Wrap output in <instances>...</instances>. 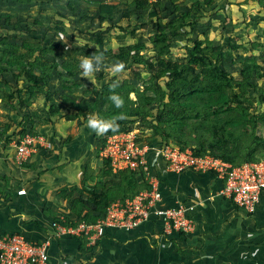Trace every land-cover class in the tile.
Returning a JSON list of instances; mask_svg holds the SVG:
<instances>
[{
    "label": "crops",
    "instance_id": "0c3cea01",
    "mask_svg": "<svg viewBox=\"0 0 264 264\" xmlns=\"http://www.w3.org/2000/svg\"><path fill=\"white\" fill-rule=\"evenodd\" d=\"M203 6L206 17L198 26L213 25L207 28V37L219 43L238 37L252 26V17L261 20L264 14V0H213ZM49 118L40 128L54 137L55 145L39 148L27 160L17 161L15 131L6 134L12 139L9 145L5 136L0 143V235L21 233L34 242L51 239L52 264H264V193L250 215L219 195L223 180L215 172L176 174L165 171L161 161L151 170L158 173L170 205L192 207L194 232H173L160 222H149L131 231L103 228L56 236L54 221L68 224L69 219L73 222L69 225L77 221L73 209L77 195L62 197L59 191L80 186L87 174H98L102 157L98 154L97 161L92 157L98 152L96 141L104 135L97 136L83 120ZM152 171L146 173L147 179ZM21 189L24 194H19Z\"/></svg>",
    "mask_w": 264,
    "mask_h": 264
},
{
    "label": "rangeland",
    "instance_id": "374dc122",
    "mask_svg": "<svg viewBox=\"0 0 264 264\" xmlns=\"http://www.w3.org/2000/svg\"><path fill=\"white\" fill-rule=\"evenodd\" d=\"M135 1L84 0L74 5L75 9H71L72 0H33L27 7L21 6L18 0H0V38L7 37L8 41L16 44H23L26 41L41 44L46 48V52L49 51L47 57L50 60L55 58V61L57 60L61 65L75 64L79 67L80 59L84 55H92L95 52L102 54L104 66L93 75L95 84L87 77H80V69L71 77H67L63 72L56 73L51 80L52 87H49V91L55 94L53 103L61 104V97L71 93L66 87L76 83L81 88L76 87L72 98L83 105V109L89 116H98L97 107L101 105L103 108L101 115L110 116L111 120L117 121L120 117L115 118L111 114L117 108L108 99L113 93L105 92L103 88L109 83L118 82V85L123 87V90L117 93L124 101L123 107L120 108L125 112L122 118L132 121L129 126H131V132L137 136V140L142 138V141L146 143L160 146L175 145L172 141L165 144L162 142L158 137L160 133L156 127V120L148 115L151 107L145 103V100L151 94L147 86L153 84L150 72L143 66L127 61L122 64L123 70L120 73L113 74L112 66L118 64L114 61L113 54L118 53L121 46L144 43L145 48L141 54L147 58L156 57L158 46L154 44V39L158 32L153 27L154 22L159 19L162 24H166L175 17L186 18L193 15L195 26H198L199 23H204V17H206L204 16L206 9L200 10L204 7L203 3H206V0H159V14L153 18L147 12L138 17L133 7ZM148 2L156 3L149 0ZM101 14H111L112 18L100 21ZM261 16L263 17L261 20L252 17L250 21L253 23L252 26L244 28L240 35H236L238 37L230 38L222 43H219L218 39L212 40L214 43L210 41L212 49H209L212 60L218 62L220 68L230 72L236 80L230 92L239 94L250 108L248 133L238 135L240 131H236L234 137L236 140L233 142L234 146L240 150L247 148L248 154L253 144L251 137H264L262 125H253L255 118L259 124L264 122V14ZM213 27L211 24H201L192 32H187L184 28L179 36L172 38V51L168 58L173 61L190 62L188 51L193 49L196 43L201 44L203 48L209 46L211 43L204 44L203 40H208L207 28ZM90 32L102 35L104 45L89 43L88 33ZM81 40L87 41L83 47L79 45ZM104 51L110 55L104 54ZM14 70L17 74L19 68L14 67ZM244 78L248 79V82ZM0 80L2 83L0 127L11 125L10 130L19 134L21 125L26 122L25 117L30 116L31 122H28L31 128L30 135L44 136L47 144L55 145L54 137L48 135L43 126L40 128V125L48 124L51 121L49 117H52L48 111L50 103L45 97L39 96L31 108H18L16 106L19 102L18 95L14 94L22 90L19 88L24 87L25 79L13 73H5L0 75ZM10 104H14V107ZM130 109H136L137 115L126 112ZM67 112L63 109L62 114L57 116L65 119ZM84 120L87 121V119ZM102 138L95 143L98 152L92 157L94 161L98 160L97 156L104 144ZM8 140L12 141V139ZM99 157H101L100 154ZM154 171L152 175L159 176Z\"/></svg>",
    "mask_w": 264,
    "mask_h": 264
},
{
    "label": "trees",
    "instance_id": "16d2710c",
    "mask_svg": "<svg viewBox=\"0 0 264 264\" xmlns=\"http://www.w3.org/2000/svg\"><path fill=\"white\" fill-rule=\"evenodd\" d=\"M32 1L18 0L24 6L30 5ZM83 1L73 0L70 4L71 9H75L74 4H80ZM158 1L151 4L148 0H136L133 7L138 17L147 12L153 18L159 14ZM212 1L206 0L207 5ZM71 9L70 11L73 12ZM202 9L201 7L200 10ZM192 17L193 15L186 18L178 16L166 24H162L159 19L154 22L153 27L158 32L154 39V44L158 46L156 57L143 56L141 53L145 44L135 43L121 46L118 53L113 54L114 61L118 64L130 61L145 67L150 72L153 84L147 86L151 94L146 98L145 103L151 107L148 115L156 120V127L160 133L158 137L164 144L172 141L175 145L170 146H178L181 149L190 148L195 156L211 155L233 165L264 161V137H251L253 144L249 154L247 148L240 150L234 146L236 131H240L238 135L248 133L250 108L239 94L230 92L236 80L230 72L220 68L218 62L210 57L209 49H212V43L209 40H203L204 44L211 43L205 48L196 43L194 48L188 51L190 62L173 61L168 58L172 51V38L179 36L184 28L187 32L193 31L195 18ZM111 18V14L99 16L100 21L111 20ZM88 41L98 46L104 45V37L95 32L88 33ZM48 53L49 51L46 52L43 45L34 44L32 41L16 44L8 41L7 37L0 38V75L13 73L26 81L24 87L19 88L22 90L14 94L18 95L19 100L16 106L22 109L31 108L39 96H43L50 103L48 111L52 117L62 114L63 109H66L67 121H85L84 119H88L89 115L83 109V105L72 98L76 87L81 88L79 84L74 83L66 87L71 93L61 97V104L53 103L55 94L49 91V87H52L51 80L56 73L63 72L67 77H71L77 73L79 67L75 64H73L74 67L71 64L61 65L57 60L55 61V58L50 60L47 57ZM104 54L110 55L107 51H104ZM14 67L19 68L17 74L14 73ZM244 74L246 75L247 71ZM245 80L248 82V79ZM112 84L113 82L109 83L103 90L115 94L123 90V87L119 85L112 89L110 87ZM1 85L0 80V90ZM10 105L14 107V104ZM102 109L101 105L97 107L98 116L111 120L110 116L101 115ZM126 112L137 115L136 109ZM111 114L112 117L119 118L125 112L115 109ZM25 121L20 128L18 143L24 135L30 133L31 128L28 123L31 122L30 116H26ZM256 121L257 118H255L254 126L262 125L264 128V122L259 124ZM116 123L118 131L106 133L102 138L104 142L107 136L131 132L132 129L129 126L132 124L131 120L120 118ZM10 129L11 125L0 127V143L4 136L5 145L12 142L8 140H11L10 136L6 135ZM137 141L141 144L146 143L142 141V138H138ZM247 154L248 156H243ZM101 159L98 174L95 176L87 174L80 186L62 188L59 191L62 197L70 198L77 195L73 199V209L77 215V221L74 224L96 223L105 217L113 201H124L141 192L151 190L147 171L142 170L138 173L124 170L117 174L113 172L110 161ZM138 176L143 178L142 181H139ZM88 181L94 183L89 184ZM109 184L112 186H108ZM67 223L73 222L68 219ZM81 251L84 252L83 246Z\"/></svg>",
    "mask_w": 264,
    "mask_h": 264
},
{
    "label": "built area",
    "instance_id": "2783aa9c",
    "mask_svg": "<svg viewBox=\"0 0 264 264\" xmlns=\"http://www.w3.org/2000/svg\"><path fill=\"white\" fill-rule=\"evenodd\" d=\"M46 141L44 136L24 135L20 143H16L17 161L27 160L40 146L49 147ZM99 154L110 161L113 172L117 174L124 170L138 173L144 170L149 174L158 161L163 162L165 171L176 174L188 170L215 172L223 180L219 195L250 215L256 212L264 193V161L233 165L211 155L195 156L190 148L141 144L133 132L107 136ZM148 180L151 190L124 201H113L105 217L96 224L69 225L63 219H57L52 224L55 235L88 234L103 228L131 231L149 222H160L173 232H194L192 207L170 205L162 192V182L158 176L150 174ZM24 193V189L19 191V194ZM50 245L49 238L34 242L21 233L0 235V264H52Z\"/></svg>",
    "mask_w": 264,
    "mask_h": 264
},
{
    "label": "clouds",
    "instance_id": "9594fccd",
    "mask_svg": "<svg viewBox=\"0 0 264 264\" xmlns=\"http://www.w3.org/2000/svg\"><path fill=\"white\" fill-rule=\"evenodd\" d=\"M87 41L81 40L80 46L83 47ZM104 66V58L102 54H97L96 52L92 55H84L79 62L80 77L89 78L94 84L93 75L99 71ZM123 70L122 64H116L112 66L113 74H118ZM112 89L118 87V82L113 83L110 86ZM115 108L120 109L124 105V101L120 95L113 93L108 97ZM122 118V117H120ZM86 126L91 129L97 136H103L109 131H118V125L115 120H110L96 115H91L86 121Z\"/></svg>",
    "mask_w": 264,
    "mask_h": 264
}]
</instances>
